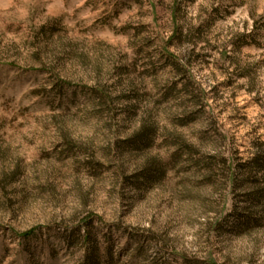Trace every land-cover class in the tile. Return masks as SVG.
<instances>
[{
	"label": "rangeland",
	"instance_id": "rangeland-1",
	"mask_svg": "<svg viewBox=\"0 0 264 264\" xmlns=\"http://www.w3.org/2000/svg\"><path fill=\"white\" fill-rule=\"evenodd\" d=\"M256 187L264 0H0V264H264Z\"/></svg>",
	"mask_w": 264,
	"mask_h": 264
},
{
	"label": "trees",
	"instance_id": "trees-1",
	"mask_svg": "<svg viewBox=\"0 0 264 264\" xmlns=\"http://www.w3.org/2000/svg\"><path fill=\"white\" fill-rule=\"evenodd\" d=\"M260 163L258 161L255 162V165L257 168L261 167V165H259ZM248 200L251 201L254 204L257 205H262L263 209H264V204H263V200H264V187L260 188V187H256L254 189V191L248 195Z\"/></svg>",
	"mask_w": 264,
	"mask_h": 264
}]
</instances>
